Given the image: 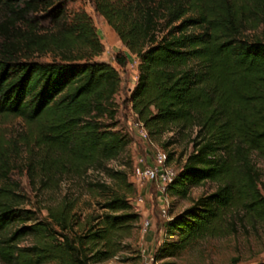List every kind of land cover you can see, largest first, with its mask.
I'll return each mask as SVG.
<instances>
[{"label":"trees","instance_id":"trees-1","mask_svg":"<svg viewBox=\"0 0 264 264\" xmlns=\"http://www.w3.org/2000/svg\"><path fill=\"white\" fill-rule=\"evenodd\" d=\"M94 1L140 58L130 102L150 138L174 127L195 130L193 149L167 194L186 197L194 186L217 184L164 222L155 261L202 238L229 235L245 218L264 220L262 170L255 159L264 162V0ZM2 10L7 17L0 22V115L27 124L26 167L33 179L39 177L41 189H55L65 176L87 177L91 207L79 210L82 194L70 191L24 206L26 195L0 143V264L109 260L142 217L132 203L138 188L130 172L109 165L130 142L116 120L120 68L94 60L105 45L84 9L68 13L57 0H0V16ZM190 12L196 17L184 19ZM43 18L54 28L45 29ZM179 20L174 31L158 35L160 25ZM189 25L201 31L187 33ZM261 26L259 35L245 37L246 29ZM35 53L54 57L34 60ZM115 61L125 67L129 55L119 51ZM89 171L102 175L89 179Z\"/></svg>","mask_w":264,"mask_h":264},{"label":"rangeland","instance_id":"rangeland-1","mask_svg":"<svg viewBox=\"0 0 264 264\" xmlns=\"http://www.w3.org/2000/svg\"><path fill=\"white\" fill-rule=\"evenodd\" d=\"M64 4L68 13H72L79 9L86 10L92 17L96 25L101 41L105 45L104 52L95 57L94 60L106 61L115 64V55L117 52L128 49L119 35L114 31L106 18L101 15L95 8L94 0H57ZM43 13V14H42ZM40 15H44L42 12ZM7 17L5 10H2L0 22ZM196 17L195 12H190L184 19ZM44 25H48L46 19L41 20ZM182 24V20L173 23L170 27L165 28L160 25L157 33L160 37L174 31V26ZM53 25H48L45 29H53ZM263 30L261 26L258 29H246L245 37L252 38L259 35ZM201 28L198 25H189L186 32H200ZM54 56L50 53H35L31 56L34 60L51 61ZM120 71H122L120 69ZM122 84L118 93L117 100V116L118 127L128 135L129 144L124 152L117 159L109 161L112 167L127 169L130 172V178L135 182L138 188V194L142 189L143 184L138 182L135 176L134 168L130 170V161L136 163L137 157L146 155L147 152H154L158 149H165L169 153H173L171 164L178 170L186 160L188 154L193 149L192 138L195 130L181 131L177 127L164 133L160 138L143 139L138 131L134 129L131 122L134 118L131 110V88L134 86L135 80L131 73L122 71ZM28 126L21 117L13 115H0V143L9 154V164L11 175L14 179L20 182V190L26 195V200L23 203L28 208H33L35 205L44 204L51 201L53 198H58L66 191L72 193H81L79 202V210L87 211L90 205L87 203L89 194L84 189V183L87 177L76 178L65 176L58 187L51 191L42 190L40 187L39 177L34 179L30 176L27 170V164L30 162L29 146L25 143L24 138L27 135ZM168 144L169 142H172ZM18 145L19 148H14L13 145ZM33 146V145H32ZM260 169L262 170V179L260 188L264 193V162L255 157ZM102 174L94 171L88 172L89 179H98ZM3 177L0 176V185L3 182ZM151 192L158 189L156 184H152ZM217 188V184L211 181L191 188L186 197L168 195L169 213L170 215L178 214L190 207L199 197L206 195ZM137 196L132 198V203L138 211L148 213V208H151L153 214L152 225L147 232L143 231V222L149 214H142L140 220L136 221L135 227L131 235L125 240L124 247L118 255L101 263L95 264H145L154 257V253L163 241V224L166 217L161 214V201L157 202L156 196L154 201L144 198L142 204L136 202ZM160 203V204H159ZM264 262V220L245 218L243 221H238L237 231L223 237H206L198 240L192 247H187L175 255H166L159 262L153 264H259Z\"/></svg>","mask_w":264,"mask_h":264},{"label":"built area","instance_id":"built-area-1","mask_svg":"<svg viewBox=\"0 0 264 264\" xmlns=\"http://www.w3.org/2000/svg\"><path fill=\"white\" fill-rule=\"evenodd\" d=\"M139 64H140V58L135 54V57L131 61V72L135 80L134 87L136 86V84L139 82L140 79ZM118 93L115 96L116 103L119 97ZM132 113L134 116L131 122L132 127L138 131L139 135L143 139L145 140L150 139L149 132L144 122L137 118L133 110ZM134 173L140 184L143 185L146 183L156 184L161 196V203H162L161 214L162 216L166 217V220L171 219L172 216L169 213L167 187L170 183L174 181L178 171L171 164L169 152L165 149H158L154 152L151 153L147 152L146 155L137 157L136 163L134 164ZM136 202L138 204H142L144 202V196L142 194H139L136 198ZM151 225H152L151 218L146 217L143 222V231L147 232V230L149 229V227H151ZM154 261L155 258L152 257L150 261L146 262L145 264H153Z\"/></svg>","mask_w":264,"mask_h":264},{"label":"crops","instance_id":"crops-1","mask_svg":"<svg viewBox=\"0 0 264 264\" xmlns=\"http://www.w3.org/2000/svg\"><path fill=\"white\" fill-rule=\"evenodd\" d=\"M125 50V52L129 55V61H128V63H127V65L125 66V67H120V66H118V64L117 63H115L114 65L115 66H117L118 68H120L122 71H128L129 73H131V75H132V72H131V61L133 60V58L135 57V54H132V53H130V51L128 50V49H124ZM121 71V76H123V72ZM133 77V76H132ZM130 88H131V91H132V89L134 88V86H130ZM153 183H146V184H144L143 185V187H142V189H140V194H142L143 196H144V198L146 197H150V199L152 200V201H154V196H156V201L157 202H159V201H161V196H160V192L158 191V189L157 190H155V192H151V190H152V185ZM160 204V203H159ZM148 213L147 212H145V211H141V213L143 214V215H145V214H149L150 216V218L152 219L153 218V214H152V212H151V208H148ZM161 232H163V230L161 231Z\"/></svg>","mask_w":264,"mask_h":264}]
</instances>
